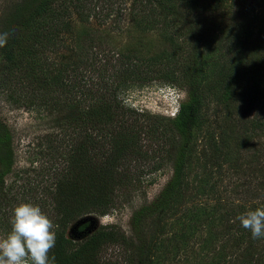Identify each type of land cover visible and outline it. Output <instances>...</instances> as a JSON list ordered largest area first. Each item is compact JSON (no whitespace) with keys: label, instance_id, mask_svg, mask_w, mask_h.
Returning a JSON list of instances; mask_svg holds the SVG:
<instances>
[{"label":"trees","instance_id":"16d2710c","mask_svg":"<svg viewBox=\"0 0 264 264\" xmlns=\"http://www.w3.org/2000/svg\"><path fill=\"white\" fill-rule=\"evenodd\" d=\"M82 5L84 0H22L12 3L3 14L0 20V57L3 61L0 93L7 103L31 109L37 106L66 107L68 123L80 120L79 127L86 123L93 129L116 124L124 128L123 120L117 116L116 108L121 105L114 93L120 91L116 89L132 82L142 84L155 75L162 78V84L183 89L185 96L167 123L159 121L165 143L175 144L172 171L155 201L139 207L131 215L135 251L132 237L115 224L98 225L77 241L67 234L70 224L81 215H105L114 204L113 192L118 186L135 185L138 181L126 173L119 176L111 171L95 173L92 166L97 157L94 156L95 147H89L94 137L82 136L74 148L63 152L64 169L53 170L49 177L51 185L46 186L56 216L53 222L55 247L49 256H55V264H98L96 258L101 246L114 244L122 245L128 251L124 264H157L160 248L178 246V241L188 239L195 231L193 227L199 226L213 231L219 229L218 234L222 237L235 235L243 244V253H236L242 255L239 263L250 264L249 246L256 243L264 247V239H253L239 222L233 223V220L249 208L264 207V193L256 195L255 190L247 189L243 195L248 194V199L243 197L238 204L230 206L227 199L214 190V181L209 185V177L190 175L185 169L194 144L193 133L206 102L229 98L237 86L244 87L251 105L264 96V0H140L139 17L145 28L158 27L161 36L172 47L145 60L123 62L112 73L114 83L105 81L101 84L100 90L105 89V94L92 89L91 93L97 95L91 98L88 110L68 99L73 87L67 79L72 74L75 78L78 70L75 66L80 60L57 55L60 49L67 47L64 33L70 27V8L83 18ZM145 6L149 7L148 18L144 17ZM222 6L236 17L233 24H223L218 18L217 10ZM183 48L186 49V61L178 58ZM47 53H55L59 60H50ZM152 67L155 68L153 71ZM107 96L113 98L114 106L106 101ZM254 121H251L254 125L257 123L264 128V119ZM154 128L153 125L152 132ZM130 130L131 127L124 128L123 133L117 130V135L109 142L112 141L113 146L119 137L124 142L123 147L138 152L132 146L135 134L133 131L128 133ZM230 147L229 144L227 151ZM103 154L101 151L98 156ZM12 162L10 133L0 123V191L4 189V177L11 171ZM161 164L158 162L150 171ZM210 201L213 203L206 208ZM88 222L77 224V230L84 232ZM215 255L214 262L223 264V252L217 251Z\"/></svg>","mask_w":264,"mask_h":264},{"label":"rangeland","instance_id":"374dc122","mask_svg":"<svg viewBox=\"0 0 264 264\" xmlns=\"http://www.w3.org/2000/svg\"><path fill=\"white\" fill-rule=\"evenodd\" d=\"M20 1L0 0V20L12 3ZM96 1L84 0L81 9L83 18L73 12L71 5L68 7L71 12L70 27L64 33V45L67 47L60 49L57 54L60 57L64 55L68 60H80L75 66L78 69L75 78L72 74L67 79L73 87L68 99L77 101L78 106L86 110L89 109L91 98L97 95L91 93L92 89L105 94V89L100 90L103 88L101 84L105 81L113 84L112 73L123 62L145 60L172 47L161 36L158 27L145 28L139 17L140 0ZM224 9L222 6L217 10L218 18L223 24H233L236 17L232 16L231 10L228 12ZM148 10L149 7L145 6L144 17H149L146 14ZM155 19L158 17L155 16ZM183 50L178 58L186 61V49ZM47 55L50 60H59L55 53ZM2 62L0 57V65ZM151 69L153 71L155 68ZM161 79L153 75L149 81L142 84L132 82L116 89L120 92H114L121 105L116 108L117 116L123 120L124 128L131 127L128 133L133 131L135 134L132 146L138 149L136 153L123 147L124 142L119 137L115 145L109 142L117 135V130L123 133L124 128L120 125L93 129L84 123L79 127L77 124H81L80 120L68 123L66 107L37 106L31 109L10 105L0 93V123L10 133L13 151L11 171L4 177V189L0 191V235L9 231L11 209L20 202L39 205L54 222L53 200L46 192V186L51 182L49 177L53 170L59 172L64 169L63 152H69L78 144L80 137L87 136L94 137L89 147H95L94 156L97 157L92 163L95 173L111 171L116 176L126 173L127 176L138 178L139 183L118 186L113 192L114 204L105 215L83 214L74 224H70L67 234L77 241L98 225L115 224L132 237L134 249L136 239L131 229V215L139 207L155 201L172 171L175 144L165 143L159 121L167 123L185 96L183 89L162 84ZM106 101L114 106L111 96H107ZM255 119H264V96L251 105L244 87L237 86L229 98L204 104L199 125L193 133L194 144L187 156L185 171L190 175L209 177V185L214 181V190L227 199L230 206L243 197L248 199V194L243 195L247 189L255 190L256 195L264 193V128L257 123L254 125ZM153 125L156 128L152 132ZM98 144L100 148H97ZM229 144L231 147L227 151ZM101 151L104 152L102 157L98 156ZM158 162L162 164L150 171ZM211 203L213 201L205 207L209 208ZM83 221H89L84 232L76 228ZM193 228L195 231L191 232V236L178 241V246L172 248L171 245H164L160 248L157 264H216L215 252L220 250L223 252V264H240L242 255L236 253H243V244L235 235L222 237L218 234L219 229ZM249 247L252 255L250 264H264V247L256 243ZM127 252L122 245L104 244L96 260L98 264H124Z\"/></svg>","mask_w":264,"mask_h":264},{"label":"clouds","instance_id":"9594fccd","mask_svg":"<svg viewBox=\"0 0 264 264\" xmlns=\"http://www.w3.org/2000/svg\"><path fill=\"white\" fill-rule=\"evenodd\" d=\"M3 39L6 42V34ZM236 222L253 239H264V207L243 211L234 218ZM9 224V231L0 235V264H55V256H49L55 247V225L39 205L17 203L11 209Z\"/></svg>","mask_w":264,"mask_h":264}]
</instances>
